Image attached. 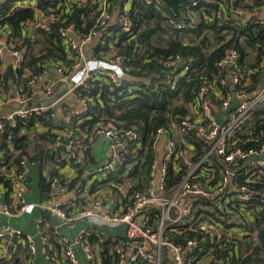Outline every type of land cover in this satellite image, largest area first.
I'll return each instance as SVG.
<instances>
[{"label": "built area", "instance_id": "1", "mask_svg": "<svg viewBox=\"0 0 264 264\" xmlns=\"http://www.w3.org/2000/svg\"><path fill=\"white\" fill-rule=\"evenodd\" d=\"M2 2L4 0H0V4ZM132 2L122 0L116 7L113 0H58L46 9L38 7V0H15L12 3L15 7L32 10L34 15L21 24L22 36L19 38L12 37L9 29L0 30V75L9 65L17 73L25 62L29 46L33 49L38 47L34 43L35 32H50L53 25L57 27L69 63L44 60L38 63L37 73L25 71L28 77L25 86L16 82L10 86L9 92L0 91V134L7 126L15 128L17 121L48 113L52 118H61L60 128L53 131L56 140L53 148L63 146L65 161L78 164V152L88 150L92 141L100 137L107 140L111 150L121 147V151L112 154L89 174L90 179H95L94 191L85 188L83 194H75L64 204H29L26 201L28 161L23 157L18 167L11 166L8 174L3 176V181L8 182L9 195L6 201L0 200V215L12 217L33 208L47 212L64 224L84 220L87 226L73 241L51 233L60 247L61 264H81L75 253L77 245L84 254L85 264H98V253L86 241L91 229L104 227L123 230L126 243L110 248L112 257L117 258L116 264H233L220 259L219 250L228 255L234 252L239 262L252 255L247 264H255L256 257H264V224L261 223L264 218V142L255 148L244 147L249 140L246 138L250 134L246 122L252 110L257 107L264 114V85L251 94H246L244 89L223 94L215 84L202 86L187 108V116L177 125L169 129L158 128L153 134L151 145L155 153L141 192L130 193L128 185L123 182L137 164L135 160H144L138 157L140 145L133 129H123L114 121H105L94 129L89 138L82 134L68 135L72 118L87 109L88 97L76 95V91L85 89L90 77H105L108 83L117 86L127 83L147 87L151 83L149 78L135 76L132 73L134 69L129 66L124 67L130 60L117 51L122 37L133 31L129 18ZM144 2L146 5L163 4L160 0ZM200 3L216 5L212 0H190L180 6V15L184 13L187 23L176 22L170 17L168 23L178 30L185 24L193 27L195 17L191 9ZM76 10L82 31L69 20ZM223 16L226 12L219 7L210 18L220 20ZM228 17L241 22L248 19L240 9H234ZM95 44L107 48V51L94 53ZM238 59L235 50L225 54L219 63L226 70L220 85L229 81L233 89V85L239 84L244 73L237 65ZM176 65L182 66L179 56L166 63L168 68ZM261 68L264 71V52ZM65 97L73 98L77 107L58 112L66 104ZM232 99L239 104L225 116L220 126L217 113L227 110ZM58 104H61L60 108H57ZM39 127V124L35 126ZM35 132L33 129L27 138L34 137ZM24 133L21 131L19 134L23 136ZM187 133L206 145L200 154L185 136ZM60 140L64 142L59 143ZM3 155L4 151L0 150V158ZM129 159L132 161L125 164V170L119 174V167ZM216 165L219 166L218 178L215 176ZM168 169L175 173L185 172L182 180L171 189L166 187ZM80 198L84 206L78 203ZM257 220L260 223L256 224ZM44 227L43 220L37 218L36 230L41 239L42 256L47 255L49 241L52 240ZM5 229V232H0V259H10L12 251L22 242L27 244L30 257L35 255L30 236L25 234L22 238L24 233L21 229ZM5 235L6 240L2 243ZM175 235L183 236L181 242L173 240ZM32 264H35L34 260Z\"/></svg>", "mask_w": 264, "mask_h": 264}, {"label": "trees", "instance_id": "2", "mask_svg": "<svg viewBox=\"0 0 264 264\" xmlns=\"http://www.w3.org/2000/svg\"><path fill=\"white\" fill-rule=\"evenodd\" d=\"M15 0H4L0 4V30L9 29L12 37L19 38L21 34V24L33 18V11L21 7H15L12 3ZM214 5L200 3L193 7L191 14L195 17L193 27L185 24L187 20L184 13L175 16L171 10L162 4L146 5L144 0H133L129 18L133 23V31L130 35L123 36L117 51L130 61L125 62L124 67L134 69L135 76L149 78V86L142 84L121 83L117 86L108 83L105 77H90L86 82L85 89H78L77 94L88 97L86 111L72 118V126L69 136L75 137L80 134L85 138L92 136L94 129L105 121H114L117 126L123 129H133L137 135V143L140 145L138 157L143 158V162L137 161L134 168L129 171L123 182L128 185L130 193L141 192L148 179L149 167L153 161L155 149L151 145L153 134L158 128L169 129L172 125H177L179 120L188 114V107L193 103L195 96L204 85H214L220 88L223 94L236 93L244 89L246 94H251L264 85V71L261 68L262 54L264 52V0H212ZM58 0H38V7L46 9L56 4ZM209 9L207 10L206 8ZM222 8L226 16L220 20H212L210 16L213 12ZM234 9L243 10L248 15V19L241 22L232 17L229 13ZM183 10V7H182ZM172 18L176 22H185V26L178 30L168 23ZM70 21L79 27L80 16L77 10L69 17ZM57 27L52 26L50 32H35V45L37 48L29 46L25 52V62L15 73L12 67L7 66L3 75H0V91L9 92L10 86L16 82L20 86H25L27 81L26 70L33 74L38 72V63L44 60L54 62L69 63L66 59V51L63 49L62 41L57 34ZM94 53L106 52L107 48H102L99 44L93 46ZM235 50L239 59L237 65L242 69L244 75L238 85H233L229 81L220 85L219 81L225 78L226 70L219 63L225 54ZM179 56L182 66L167 67L175 57ZM1 66V61H0ZM184 66L187 71L184 72ZM169 81V83H167ZM64 104L62 109L69 110ZM61 118H52L51 114L42 113L32 115L25 120L17 121L16 127L7 126L3 134H0V150L4 155L0 158V168L17 166L23 157L27 161H35L39 168V189L42 196H46L54 178L59 179V170L67 165L79 167L63 159V146L55 147L56 143L54 130L59 129ZM45 128V133H40L34 139L27 138V135L35 129ZM119 124V125H118ZM246 127L250 132L246 137L249 140L244 148H255L259 143L264 142V114L260 108L255 107L246 122ZM25 132L20 136V132ZM36 133V132H35ZM36 135V134H35ZM188 140L197 148L198 154L206 148V145L197 140L192 134H185ZM259 136V137H257ZM258 138V141H257ZM60 140L59 143H63ZM58 145V144H57ZM10 146V147H9ZM196 156V158H198ZM12 164L10 165V161ZM132 161L129 159L119 167V174L125 170V164ZM50 166L48 174L46 168ZM185 172L182 170L175 173L168 169L166 177V187L171 189L183 178ZM77 179L71 182L70 187L79 183H85L89 176L84 177L82 170H78ZM216 178L219 177V166L216 165ZM61 178V177H60ZM2 180V178L0 179ZM3 181V180H2ZM62 184L60 181H55ZM91 192L96 188L93 186ZM79 204L84 206L81 198ZM37 218L42 219L43 226L48 225L51 233L60 225L55 222L47 212L36 209ZM264 217V214L263 216ZM59 223V224H58ZM260 223L257 220L256 224ZM264 224V218L261 219ZM87 237V243L99 255L98 264H116V257H112L110 248L113 245L126 243L121 228H94ZM262 238V234H260ZM25 234H22L24 238ZM182 235H175L173 240L181 242ZM24 243V244H22ZM20 243L8 260L0 259V264H26L30 261V252L25 242ZM264 247V246H263ZM97 248V249H96ZM217 255V254H215ZM218 257L223 261L229 260L233 264H247L252 255L239 262L236 254L228 255L222 250L218 251ZM264 262V257H256L255 264Z\"/></svg>", "mask_w": 264, "mask_h": 264}, {"label": "crops", "instance_id": "3", "mask_svg": "<svg viewBox=\"0 0 264 264\" xmlns=\"http://www.w3.org/2000/svg\"><path fill=\"white\" fill-rule=\"evenodd\" d=\"M67 98V99H66ZM64 103H66L67 107L69 109L76 108L75 100L72 98L71 100L68 99V97H65ZM108 150V151H107ZM112 154H114V151L110 149L109 143L106 139L100 137L97 139H94L90 145V148L88 150H84L82 152H78V166L75 167L73 165H67L66 167L62 168L59 171V179L54 178L53 183H51V189L49 193L46 196H42L40 193L39 185H38V197L35 195V192H28L25 194V199L29 204H37V203H49V202H57L58 204H64L68 202L75 194H83L85 188L90 190V188L93 187V181L95 179L93 178H87L85 183H77L76 185L70 187L71 182H73L75 179H77L78 170H82V173H84L85 176H89V174H92L97 167L102 165ZM38 165L37 162L31 161ZM30 162H27V168H28V175L30 173L29 164ZM39 169V168H38ZM11 170V167H2L0 168V179L3 176L8 174V172ZM0 180V200L2 202L6 201L9 195V189H8V182ZM55 181H60L62 184H58ZM84 204V201H82ZM37 212L36 209L30 208L24 213H17L16 215L12 217H6L3 215H0V221L2 222L3 226L0 228V231L5 232L6 227H11L12 229H21L24 234L27 236H30L32 239V243L35 247V255H31L30 261H27L26 264H32L33 260L35 264H61L60 260V247L56 240H54L53 235H51V230L47 225L44 227V230L47 232V236L49 239H52L51 242L49 241V248L47 249V255L42 256L41 254V239L39 235L37 234L36 230V219H37ZM84 222L82 226L79 227L80 222ZM55 222H58L57 219H55ZM43 223H46L43 221ZM59 224V223H58ZM64 223L60 222V225L57 226L53 232L57 234V236H65L69 240L73 241L75 240L76 235L87 226V223L84 220H77L74 223H72L71 226L59 229ZM6 240V235L4 236V239L2 240V243H4ZM75 253L80 261L81 264H85V257L81 250V248L77 245L75 247Z\"/></svg>", "mask_w": 264, "mask_h": 264}, {"label": "water", "instance_id": "4", "mask_svg": "<svg viewBox=\"0 0 264 264\" xmlns=\"http://www.w3.org/2000/svg\"><path fill=\"white\" fill-rule=\"evenodd\" d=\"M165 6H167L171 12L175 15V16H179L180 15V6L190 0H160ZM122 3V0H113V5L118 7L120 6ZM239 104V101L232 99L230 106L228 107L227 110L221 111L217 113V119H218V123L220 126H222V124L224 123V119L225 116L235 107H237V105ZM61 104L57 105V108H60ZM165 137V136H164ZM114 153L118 154L121 151V147H117L114 150ZM72 224H63L59 229H63L66 227L71 226ZM3 224L0 221V228H2ZM3 229V228H2ZM2 232V230L0 231Z\"/></svg>", "mask_w": 264, "mask_h": 264}, {"label": "rangeland", "instance_id": "5", "mask_svg": "<svg viewBox=\"0 0 264 264\" xmlns=\"http://www.w3.org/2000/svg\"><path fill=\"white\" fill-rule=\"evenodd\" d=\"M45 132H46V129L42 127V128L37 130L35 136H37L40 133H45ZM34 137H29L28 140L29 139L32 140V139H34ZM29 162H30L28 164L29 168L32 167V169L30 168V173L28 175L29 181H28L27 187L29 189V192H32V193L35 192V195H37V197H38V183H39V169H38V165L36 163H34V162H33V164H32L31 161H29ZM49 170H50V166L48 168H46L47 174H48ZM38 199H39V197H38ZM83 224H84V222L81 221L80 224H79V227L82 226Z\"/></svg>", "mask_w": 264, "mask_h": 264}]
</instances>
